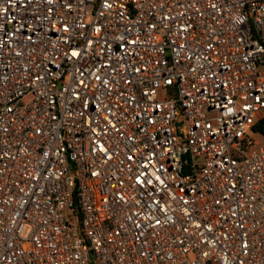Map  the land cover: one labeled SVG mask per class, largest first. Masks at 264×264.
Returning <instances> with one entry per match:
<instances>
[{"label": "built area", "instance_id": "1", "mask_svg": "<svg viewBox=\"0 0 264 264\" xmlns=\"http://www.w3.org/2000/svg\"><path fill=\"white\" fill-rule=\"evenodd\" d=\"M263 113L264 0H0V264H264Z\"/></svg>", "mask_w": 264, "mask_h": 264}, {"label": "trees", "instance_id": "2", "mask_svg": "<svg viewBox=\"0 0 264 264\" xmlns=\"http://www.w3.org/2000/svg\"><path fill=\"white\" fill-rule=\"evenodd\" d=\"M252 128L257 130L261 137L264 138V113L254 120Z\"/></svg>", "mask_w": 264, "mask_h": 264}, {"label": "rangeland", "instance_id": "3", "mask_svg": "<svg viewBox=\"0 0 264 264\" xmlns=\"http://www.w3.org/2000/svg\"><path fill=\"white\" fill-rule=\"evenodd\" d=\"M247 133H248L250 136L254 137V138H257V137H258L257 134H256L255 132L251 131V130H248Z\"/></svg>", "mask_w": 264, "mask_h": 264}]
</instances>
